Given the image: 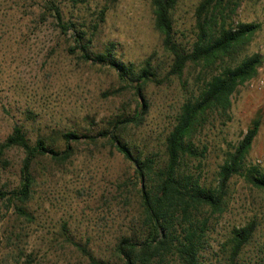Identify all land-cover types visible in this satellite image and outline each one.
<instances>
[{
  "label": "rangeland",
  "instance_id": "374dc122",
  "mask_svg": "<svg viewBox=\"0 0 264 264\" xmlns=\"http://www.w3.org/2000/svg\"><path fill=\"white\" fill-rule=\"evenodd\" d=\"M45 1L0 0V143L17 123L26 125L33 140L57 128L98 134L113 128L116 119L140 111L135 90L123 87L113 69L68 50L74 43L44 14ZM54 1L65 19L86 25L95 23L107 7L97 48L115 42L117 55L137 67L151 59L157 76L144 87L148 106L139 125H126L121 137L136 151L162 155L182 103L203 84L200 67L188 65L181 76L170 73L173 57L155 29L150 0ZM200 1L179 0L174 11L175 30L184 42L193 39ZM239 20L261 27L241 47L238 59L258 53L262 64L233 94L231 120L226 125L215 122L202 135L210 146L203 166L207 182H216L227 152L255 119L261 125L247 162L264 169V85L259 83L264 80V0H244L234 25ZM97 140L79 143L66 162L44 160L28 204L35 220L16 215L8 197L0 200V264H29L26 255L31 252L33 264H93L75 243L87 245L105 264H123L115 245L142 222L140 182L131 163L107 138ZM5 157L8 162H0V190L9 191L19 183L24 153L13 148ZM227 200L226 210L208 220L206 264H226L223 244L233 227L250 220L257 222V229L240 262L264 264V191L234 176Z\"/></svg>",
  "mask_w": 264,
  "mask_h": 264
},
{
  "label": "trees",
  "instance_id": "16d2710c",
  "mask_svg": "<svg viewBox=\"0 0 264 264\" xmlns=\"http://www.w3.org/2000/svg\"><path fill=\"white\" fill-rule=\"evenodd\" d=\"M178 2L150 0L154 26L162 37L164 48L173 57L170 73L181 76L188 65H194L200 67L203 84L196 94L182 103L175 123L165 137L162 155L136 151L121 137L123 127L139 125L148 106L143 100L144 87L157 76L151 59L147 58L137 67L117 55L119 47L115 42L97 48L96 40L106 22L107 7L99 12L95 23L86 25L65 19L54 0L45 1L44 14L57 21L63 36L71 37L74 45L68 50L73 54L79 51L84 60L113 69L123 87L135 90L140 98V111L116 119L113 128H104L98 134L57 128L40 132L33 140L26 125L17 123L0 143V162H8L5 155L13 148L24 153L18 185L9 191L0 190V200L8 197L16 215L33 221L35 216L28 204L44 160L66 162L72 158L79 143L86 140L90 144L97 143L100 137L107 138L131 163L140 182L142 222L132 233L121 236L115 245V255L123 264H206L204 257L210 235L208 220L226 210L231 179L240 176L264 191V169L247 162L260 129V119H255L239 143L227 152L215 183L203 179L204 161L210 146L202 137L215 122L226 125L231 120L233 94L240 85L258 74L261 56L253 53L238 59L237 53L261 25L243 20L234 25L244 0H201L195 11L193 39L184 42L177 36L174 25L173 15ZM256 229L254 220L232 228L222 248L226 264H241V256L252 242ZM75 245L93 264H105L87 245ZM33 256V252L26 255L27 263H34Z\"/></svg>",
  "mask_w": 264,
  "mask_h": 264
},
{
  "label": "built area",
  "instance_id": "2783aa9c",
  "mask_svg": "<svg viewBox=\"0 0 264 264\" xmlns=\"http://www.w3.org/2000/svg\"><path fill=\"white\" fill-rule=\"evenodd\" d=\"M260 85H264V80L259 81Z\"/></svg>",
  "mask_w": 264,
  "mask_h": 264
}]
</instances>
